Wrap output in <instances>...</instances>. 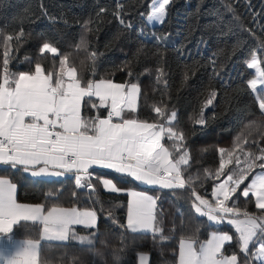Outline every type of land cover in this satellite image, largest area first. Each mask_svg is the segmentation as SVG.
I'll use <instances>...</instances> for the list:
<instances>
[{"label": "trees", "instance_id": "trees-1", "mask_svg": "<svg viewBox=\"0 0 264 264\" xmlns=\"http://www.w3.org/2000/svg\"><path fill=\"white\" fill-rule=\"evenodd\" d=\"M150 0H0V64H2V40L4 36L25 33L16 50L15 59L10 64L13 72L29 70L31 65L25 60L37 59L46 71H59V59L68 55V67H75L78 79H112L114 82H138L141 87L138 112L140 120L152 122L159 119L152 105H166L177 111L173 127L182 131L189 150L190 162L185 178L189 175L200 179L195 182L196 191L208 194L219 181L207 177L205 169L215 172L219 167V148L233 150L236 137L244 151L259 154L264 148V113L261 112L255 94L247 86L253 72L246 67L253 51L259 54L258 44L264 40V19L252 14L243 4H233L243 27V31L233 19L226 5L233 0H176L170 8L163 25L150 26L146 17ZM123 4L131 20L132 30L123 28L113 17L117 4ZM264 0H252L253 11H259ZM100 8L107 11L97 18ZM99 19V22H97ZM91 21L88 28L83 27ZM143 28L144 37L137 31ZM167 37L166 45H157L149 34ZM85 45L81 46V40ZM43 42H51L61 56L50 53L40 54ZM183 52L182 56L180 53ZM95 53V59L91 54ZM163 57L161 61L160 57ZM163 67L165 76L157 82V68ZM148 69V71H145ZM215 69V72L213 71ZM54 72V76H55ZM131 72V75L128 73ZM218 73L219 75H216ZM188 79L185 81L184 76ZM166 80L165 84L163 81ZM215 91L212 105L203 111L205 125H197L201 106L209 94ZM162 102V103H161ZM89 114L97 110L85 109ZM106 109H99L101 117ZM133 115V114H132ZM164 122V121H161ZM247 139L248 144L243 141ZM258 141L259 147L252 143ZM166 146L171 141L165 138ZM241 161L243 152L236 149ZM235 167L228 165L227 170ZM260 169L257 168L256 172ZM0 175L10 177L18 185L20 202L63 207L75 206L79 209L96 211L99 216L95 248L88 250L80 242L70 239L66 243L42 241L40 264H138V256L148 254L149 264H177L178 249L182 238L193 236L204 242L212 231L226 232L235 236V231L226 222L213 226L205 217L198 216L191 206L188 189H150L137 185L132 179L113 171L95 169L93 183L96 189H76L73 177L59 180L35 179L21 170L0 168ZM255 175V173H253ZM95 177L112 178L124 190H146L158 196L157 226L163 229L162 240L159 233L132 232L118 225L126 224L128 196L126 193L106 192L96 182ZM249 177V181L251 180ZM223 179V177H221ZM201 182L203 187H200ZM246 184L248 181L245 182ZM243 187V186H242ZM76 191V197L72 193ZM236 201L241 210L258 213L254 197L239 196ZM235 199V197H234ZM231 203V202H229ZM77 235H88L92 230L76 226ZM13 235L20 239H40L41 226L32 222H21L14 228ZM107 241V246L101 243ZM234 245H226L224 252L232 251ZM99 253L93 257L90 253ZM258 264V262H256Z\"/></svg>", "mask_w": 264, "mask_h": 264}, {"label": "snow or ice", "instance_id": "snow-or-ice-1", "mask_svg": "<svg viewBox=\"0 0 264 264\" xmlns=\"http://www.w3.org/2000/svg\"><path fill=\"white\" fill-rule=\"evenodd\" d=\"M175 3L176 0H150L147 13L140 15L146 17L149 23L155 21L163 25ZM233 4L246 6L253 21H257V17L264 19V5L259 11L252 10V0H233L226 5L241 29L252 34L251 29L243 27ZM105 11V8H100L97 18ZM112 15L123 28L133 29L123 4L118 3ZM89 23L91 21H86L83 27L87 29ZM137 31L144 37L143 28L137 27ZM261 31L264 32V26H261ZM24 36L21 30L15 37L7 35L2 40L0 168L21 170L33 177L72 174L76 189L93 192L96 189L93 178L97 167L160 189L187 188L194 212L205 217L213 226L227 222L234 228L235 236L212 231L210 239L204 242H198L193 236L182 238L178 246V264H264V148H259V154L244 151L239 136L233 150L219 148L218 169L214 173L205 169L207 177L219 181L212 187L210 200L207 193L196 191L194 185L200 179L199 175L185 178L190 155L184 133L173 127V122L177 120L174 108L169 110L166 105L153 104L152 110L159 119L152 122L140 120L134 115L138 112L141 95L138 82L115 83L112 79L82 82L77 78L76 68L68 67V55L59 59L58 72H55L54 66L46 71L39 59L33 63L28 57L25 60L31 65L29 70L13 72L10 69L15 59L13 41H16L18 51ZM146 38L154 39L157 45L167 43V37L155 36L154 33ZM80 43L85 45L83 39ZM258 49L259 54L254 50L246 61V67L254 69L256 74V78L247 80V86L253 93L257 92L258 85H264V40L259 42ZM38 51L40 54L61 56L51 42H43ZM180 54L184 55L183 52ZM91 58L95 59V53L91 54ZM160 59L162 61L163 57ZM156 72V80L160 82L165 76L164 68L158 67ZM187 79L185 74L184 80ZM163 82L167 83L166 80ZM216 96L217 93L212 91L201 106L195 120L197 125H205L203 111L212 105ZM257 100L259 109L264 113V96L257 97ZM100 108L107 110L104 117L98 114ZM85 109L97 111L89 114ZM165 138L171 141V146H166ZM243 143L248 144L249 141L245 139ZM252 143L259 147L258 141L253 140ZM236 149L243 152V161L236 155ZM233 163L235 167L228 169L226 174L227 166ZM257 168L259 172H256ZM95 180L105 191H124L112 178L95 177ZM200 187H203L202 182ZM16 191L15 183L0 178V264H40L42 241L66 243L73 239L88 250L95 248L99 221L96 211L81 210L75 206L52 205L46 208L43 204H22L17 201ZM237 193L244 198L254 197L255 208L259 212L241 210L236 203L239 199ZM129 194L127 222L118 227L134 233H159L162 240L167 239L163 236V229L157 226L159 197L135 190ZM76 195L74 191L72 196ZM21 222L40 225V239H16L14 227ZM74 226H87L92 231L80 236L75 233ZM101 243L107 246L108 242ZM226 245H234L227 254L224 252ZM90 254L93 257L99 255L94 251ZM119 260L117 255V264ZM148 260L146 255L139 256L140 264H147Z\"/></svg>", "mask_w": 264, "mask_h": 264}, {"label": "crops", "instance_id": "crops-1", "mask_svg": "<svg viewBox=\"0 0 264 264\" xmlns=\"http://www.w3.org/2000/svg\"><path fill=\"white\" fill-rule=\"evenodd\" d=\"M77 78H78V71H77ZM98 81V80H97ZM115 83H119V82H115ZM101 109H103V108H101ZM127 115H132V114H127ZM95 169H103V168H99V167H97V168H95ZM104 170H106V171H112V170H108V169H104ZM114 172V171H113ZM29 176H31L30 174H28ZM31 177H33V176H31ZM64 177H73V175L72 174H68V175H66V176H64ZM64 177H54V176H49V177H33V178H35V179H41V180H59V179H62V178H64ZM0 178H6V179H10L13 183H15L10 177H7V176H2V175H0ZM131 179V178H130ZM135 182V181H134ZM137 185H139V186H141V187H145V188H150V189H160L159 187H157V186H149V185H143V184H139L138 182H135ZM16 184V183H15ZM17 185V184H16ZM133 190H135V191H139V192H144L145 194H148V195H153V194H151L150 192H148V191H146V190H140V189H129V190H124V191H122L123 193H126L127 194V196H128V204H129V202H130V200H131V196H130V192L131 191H133ZM18 191H19V189H18V185H17V191H16V198H17V201L19 202V203H22V204H29V205H38V204H35V203H25V202H20L19 201V196H18ZM105 191V190H104ZM106 192H108V191H106ZM113 193V192H112ZM119 193V192H118ZM121 193V192H120ZM154 196V195H153ZM81 210H90V209H81ZM127 212H128V207H127ZM127 212H126V222H127ZM198 216H199V214H197ZM16 227V226H15ZM14 227V228H15ZM74 227H76V226H74ZM82 227H87V226H82ZM88 228V227H87ZM128 230H130V229H128ZM131 231V230H130ZM140 232H144V231H140ZM144 233H152V232H144ZM226 233V232H225ZM42 234V233H41ZM211 234V233H210ZM16 239H20V238H16ZM208 239H210V235L208 236V238L205 240V241H207ZM0 245H2V242H0ZM40 248H41V245H40ZM178 251H179V249H178ZM143 255H146V256H148V254H145V253H142ZM142 254H140V255H142ZM139 255V256H140ZM139 256H138V264H140V261H139ZM149 257V256H148ZM147 264H149V260H148V262H147ZM178 264V263H177Z\"/></svg>", "mask_w": 264, "mask_h": 264}, {"label": "rangeland", "instance_id": "rangeland-1", "mask_svg": "<svg viewBox=\"0 0 264 264\" xmlns=\"http://www.w3.org/2000/svg\"><path fill=\"white\" fill-rule=\"evenodd\" d=\"M147 22V21H146ZM147 24L148 25H150V26H155V25H158L155 21H153V22H147ZM252 72H253V74H254V76H253V78H256V74H255V70L254 69H250ZM252 78V79H253ZM255 94V96H256V99H257V97H259V96H264V85H258V88H257V92L256 93H254ZM257 102H258V100H257ZM227 223V222H226ZM234 229V228H233ZM258 264H259V262H258Z\"/></svg>", "mask_w": 264, "mask_h": 264}]
</instances>
